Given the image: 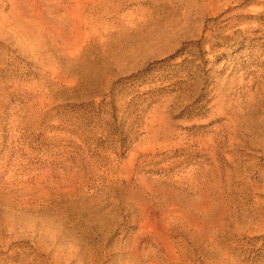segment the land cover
I'll return each instance as SVG.
<instances>
[{
    "label": "rangeland",
    "instance_id": "1",
    "mask_svg": "<svg viewBox=\"0 0 264 264\" xmlns=\"http://www.w3.org/2000/svg\"><path fill=\"white\" fill-rule=\"evenodd\" d=\"M0 264H264V0H0Z\"/></svg>",
    "mask_w": 264,
    "mask_h": 264
}]
</instances>
